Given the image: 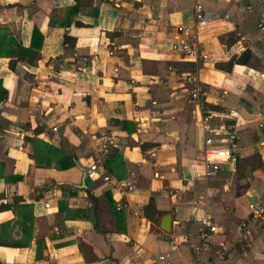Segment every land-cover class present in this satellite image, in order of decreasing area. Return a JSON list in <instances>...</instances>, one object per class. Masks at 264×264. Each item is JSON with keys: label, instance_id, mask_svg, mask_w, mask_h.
Listing matches in <instances>:
<instances>
[{"label": "crops", "instance_id": "1", "mask_svg": "<svg viewBox=\"0 0 264 264\" xmlns=\"http://www.w3.org/2000/svg\"><path fill=\"white\" fill-rule=\"evenodd\" d=\"M91 2L74 14V0H0V204L21 196L34 217L29 243L19 244L29 233L13 210L0 212V237L11 241L0 245V264H264V226L247 240L239 226L249 203L264 201V0ZM197 4L220 17L196 27ZM178 27L196 35L205 57L175 49ZM32 40L36 63L11 68L17 45ZM245 49L247 64L216 67ZM189 73L204 93L209 130L187 102ZM206 135L234 157L209 179ZM26 137L58 147L74 166L36 167ZM95 159L132 189L86 177ZM11 176L20 178L4 179ZM151 198L157 222L143 213ZM204 216L217 232L197 250ZM78 241L98 259L87 261Z\"/></svg>", "mask_w": 264, "mask_h": 264}, {"label": "built area", "instance_id": "2", "mask_svg": "<svg viewBox=\"0 0 264 264\" xmlns=\"http://www.w3.org/2000/svg\"><path fill=\"white\" fill-rule=\"evenodd\" d=\"M195 25L196 27H204L220 16L216 13L206 12L202 5L197 4L194 7ZM175 49L181 52L185 57L191 58L197 61L201 57H205L200 51L197 44V37L194 33H191L189 29L178 27L174 32ZM188 82L191 87L188 90L187 102L194 105L199 111L200 123L205 130L210 129V117L205 112L204 93L198 84V78L195 73H189ZM56 130V128H53ZM222 142H224L222 140ZM201 163H202V178L209 179L218 174L224 165L232 164L234 157L232 156V150L229 146L220 144L215 141L211 135H206L204 139V146L201 150ZM86 177L95 179L101 177L105 182L112 185L113 189L118 192H124L132 189V185L124 182L123 180H116L112 178L98 159L92 161L86 170ZM248 215L246 218L240 221L241 239L247 240L250 238L254 231L260 230L264 226V201L251 202L248 205ZM201 228L199 230V244L197 250L208 247L211 241V237L217 232V226L204 216L200 219ZM220 258H223L221 255ZM190 264H217L212 260H194Z\"/></svg>", "mask_w": 264, "mask_h": 264}, {"label": "trees", "instance_id": "3", "mask_svg": "<svg viewBox=\"0 0 264 264\" xmlns=\"http://www.w3.org/2000/svg\"><path fill=\"white\" fill-rule=\"evenodd\" d=\"M75 4L68 8V13H77L80 6H90L91 0H74ZM70 21H66L65 25H68ZM77 25H82L81 22L76 21ZM41 37V34L39 33L37 28H34L33 36L37 38L36 36ZM112 35V33L110 34ZM223 37H220V40H223ZM65 41H68L69 38L66 36L64 38ZM33 41V40H32ZM39 50H40V43L39 42H31V44L28 47H24L22 45H17L16 51L14 53V58L11 59L9 62V66L11 68L14 67V65L19 61H27L31 64H35L37 59L39 58ZM251 58V51L249 49H245L241 54L239 55H233L227 62L224 63H217L216 67L219 69H222L224 71H230L232 66L234 64H247ZM184 64H181L183 66ZM195 66H189L190 71H194ZM7 97V91L2 88L1 86V79H0V103L5 100ZM212 108L216 109L218 107L212 106ZM114 122L125 125L126 121H119L114 120ZM26 140L32 142L33 144V154L31 155V158L34 159L36 167H49V168H55L58 170H64L68 169L74 166L75 160L72 156L66 155L61 150L49 143L43 142L37 138H30L26 137ZM44 153V154H43ZM46 154L47 158L44 157ZM0 167L2 165L0 164ZM0 177H3L2 171L0 170ZM20 177L18 176H11V177H4L6 181H16ZM88 196L93 199V195L88 192ZM106 198L110 203H113L115 206L114 208L120 209L121 208V202L117 201L116 203L112 201L110 191H107ZM4 210H13L14 215L17 219L16 225L21 226L23 229L22 231L26 233H29V239L26 242H22V240L19 241V244H28L30 240V234L32 231V224H33V214H32V208L30 204H27L24 202L23 197L21 196H15L13 198V202L6 203V204H0V212ZM144 216L150 219L152 222H157L161 212L155 208L153 199H149L148 203L143 209ZM26 216V217H24ZM26 219L25 220H23ZM3 227V226H1ZM0 227V228H1ZM19 228V227H17ZM11 241L6 240L2 237H0V245L5 246H11ZM15 242V241H14ZM18 243H15L17 245ZM13 245V246H15ZM19 246V245H17ZM77 246L80 249V251L84 254V257L87 261H94L97 260V256L93 253L92 247L84 242V241H78Z\"/></svg>", "mask_w": 264, "mask_h": 264}, {"label": "water", "instance_id": "4", "mask_svg": "<svg viewBox=\"0 0 264 264\" xmlns=\"http://www.w3.org/2000/svg\"><path fill=\"white\" fill-rule=\"evenodd\" d=\"M93 217H95V214L93 215Z\"/></svg>", "mask_w": 264, "mask_h": 264}]
</instances>
